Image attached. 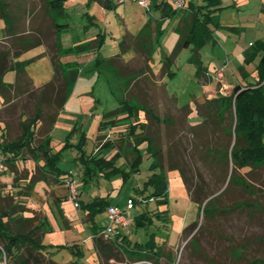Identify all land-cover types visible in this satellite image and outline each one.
I'll list each match as a JSON object with an SVG mask.
<instances>
[{
  "label": "rangeland",
  "instance_id": "374dc122",
  "mask_svg": "<svg viewBox=\"0 0 264 264\" xmlns=\"http://www.w3.org/2000/svg\"><path fill=\"white\" fill-rule=\"evenodd\" d=\"M192 1L194 3L202 2V0ZM225 1L231 3L230 0ZM263 1H241L240 9L241 13H244L240 16L241 22L234 14V10L225 9L223 15L225 20L234 21V26L245 28L242 29L241 36L239 35L240 30L225 31L216 24V21L210 23L211 29L215 30L214 34L210 32L209 36H206V30L201 29L206 37L203 46L198 50L199 57L204 67L210 71L209 75L211 76L200 78L197 74L198 65L192 60L197 54L193 42L189 46L183 47L176 56L173 55L180 39V32L175 28L176 20L162 23L163 35L153 44V60L151 62L153 67L161 68V70L157 69L156 74L147 65L148 56H137L135 47L123 51V58L128 64L122 63L121 60L117 61L121 75L110 66L96 67L95 63L88 64L90 56L93 54L89 52L91 47L79 49L81 47L75 48V45L86 43L101 32L105 34L106 41L108 40L106 44L103 42L105 46L100 51L102 57L117 53L121 49L119 43L123 39L126 27L133 31L142 27L139 20L134 17L135 14L138 12L137 16L144 18L147 11L139 7L134 0H126L111 11L105 10L99 4L100 11L104 10L106 13L105 15L100 14L99 20L92 23L88 17L90 1L66 0L65 15L61 16L60 21L68 23L69 28L63 31L62 45L65 50H71L63 54L62 61L70 60L75 63L79 76L83 69L81 80L75 82L71 89L74 100L70 103L69 109L81 112L80 118L85 120L89 117L88 122L91 121L86 128L88 138L85 147L89 151L88 153L93 151L94 145L99 139L105 137L106 140H112L116 145H119L121 152H124L127 158H132V154L127 151V146L130 143L127 138L129 131L127 126H129V122H135L134 118H126L114 126L111 124L108 128L99 126L100 121L103 120L102 113L120 106V101L123 98L129 99L133 103L142 102L151 110L150 113L153 116H158L156 119H154L155 117L151 118L146 114L147 109H143L140 112L139 120L146 122L147 127L144 131L162 148L163 167L168 184V201L157 204L155 199L149 202L145 197L144 202L139 201L142 196L145 194L148 196L152 192L151 186L145 183L149 175L155 169L157 172L161 171L159 167L151 168L155 156L150 155L148 142L144 140L138 144L142 154L138 173L125 176L122 170H117L111 173L110 178L101 174L100 177L103 178L101 189L98 178L87 184L80 181V197L81 201L83 200L81 208L74 206L73 202L68 199V194L66 195L67 200H62L59 204L56 203L55 196L65 193V189L61 185H56L54 181L37 182L31 195L27 196L25 185L28 180L23 177L28 175L30 178L33 174L39 176L42 173L43 162L38 161V163L30 160L31 154L23 153L26 158L18 161L15 175L9 165L4 173H0V216L12 204H24L27 208L26 211L20 212L17 209L13 213V217L24 214L25 216H35L37 223L43 220L45 226L43 243L53 245L51 248L57 249V254L54 255L60 264H95L97 255L91 239L93 235L90 236L91 223L88 221L89 214L83 203L91 202L97 195H100L105 196L112 205L125 207L129 201L135 199L136 204L133 212L137 215L142 210L158 212L154 215V221L148 226L135 224L132 229H128L133 245L136 242L145 243L149 239L155 242L154 247L159 253L151 255L153 264H249L250 260L254 258L264 259V167L235 170L238 178L244 179L253 186L252 192L240 183L229 181L233 167L226 159L225 154L233 140L232 136L228 134L231 128L230 117L227 115L223 124H219L217 117L209 116L211 109L206 103L209 98H215L217 94H230L232 91L233 87H226L223 82L217 80H215L217 82H213L218 70L224 71L225 80L228 83L233 81L230 80V77H233L232 70H235L236 75L241 76L240 70L237 69L240 62L238 51L240 46L248 43V39H252L250 38L252 35H256V30L250 29L252 22L249 23L247 19L253 21L252 19L255 17L257 24L254 23V26L264 23V15L259 16L260 12L264 13L260 10ZM243 3H247V6H244ZM124 11H127L128 14L125 22L122 18ZM252 11L256 12L255 16L251 14ZM4 25L5 21L0 19V37L3 36ZM228 35H231L233 40H238L240 46H237L236 50L234 41L230 39L225 41ZM260 35L262 36L263 33L261 32ZM248 47L247 45L246 48ZM41 51H43L42 45H38L22 56L28 61L37 80L45 77L44 75L47 73V65L42 61V56L38 55ZM140 69L142 72H148L147 82L144 79H139L128 84L130 77L127 76L132 73L138 74ZM97 73L106 82L96 81ZM8 76H10V81L5 80V82L15 81L14 70H8L5 78ZM91 76H94L95 79ZM40 81H37L39 85L42 83ZM235 81H237L236 78ZM127 84L128 89L124 93ZM166 97H170L175 103L170 100L166 101ZM38 98L39 89L32 88L30 96H23L19 102L15 103V106H8L0 111V117L3 116L4 120L10 122L9 139H15L21 133L19 118H26L34 114ZM93 103L94 110H88L91 109ZM89 104H92L91 107ZM1 105L2 98L0 96V107ZM44 107L46 112L55 109V106L50 103ZM22 111H24L23 114H21ZM91 112L93 116H90ZM12 114L14 116L11 121L9 116ZM120 115L109 116L105 120L121 119L125 116L122 113ZM69 116L72 114L64 112L62 115V117ZM71 125H75V120L62 119L58 129L54 132V138L57 140L61 133L65 135L67 129L72 127ZM3 126L4 124L0 121V134ZM42 130L41 127L38 128L36 142L41 140ZM141 130V128L138 129V131ZM72 142L78 144L79 140H72ZM101 149L102 147L99 150ZM104 154L109 159L114 158L117 167L124 168L126 172L130 170V167L125 164V155H121L117 147L106 150ZM76 155V149L74 151L65 150L61 167L69 169L83 166V161L80 159L76 164L77 161L74 159ZM172 167L183 169L187 185L180 169H170ZM16 177H20V179L17 181ZM106 186L107 188H105ZM215 196L217 199L209 203L204 211L209 199H214ZM240 202L244 205L233 208L236 203ZM142 205L144 206L142 207ZM16 211L18 212L16 213ZM47 213L49 214L45 219ZM9 222L15 228V223L12 220ZM95 222L99 226L106 225V209L98 210L95 213ZM31 224L29 223V225ZM76 242L83 253L80 257L71 251L72 248L78 247L74 244ZM57 244L61 245L59 249ZM45 253L48 254V251ZM75 259L80 261L73 262ZM133 263L150 264L148 262L139 263V261H128L123 264ZM0 264H5L2 251H0ZM7 264L17 263L9 260ZM109 264L122 263L112 261Z\"/></svg>",
  "mask_w": 264,
  "mask_h": 264
},
{
  "label": "trees",
  "instance_id": "16d2710c",
  "mask_svg": "<svg viewBox=\"0 0 264 264\" xmlns=\"http://www.w3.org/2000/svg\"><path fill=\"white\" fill-rule=\"evenodd\" d=\"M65 1L66 0H0V18L4 19L6 24L5 40L4 42H0V95L4 98V103L8 104L6 107L15 106V103L19 102L21 97L30 96L32 88L39 89V98L36 101L34 114L26 118H19L21 133L15 139L8 138V129L11 128L10 122L4 120L3 116L0 117V121L5 122L0 134V146L7 157L6 167L7 165L15 167V160L21 158V156L23 157V153L25 154V152H29L31 157L37 162L44 160V164L41 166L42 173L39 176L33 174L30 178L28 175L23 177V179L28 180L25 185V194L27 196L31 195L37 182L47 179V174H53L59 179L62 174L67 173L62 169L60 163L62 162L63 152L73 146L68 139L60 150L53 152V138L51 135V131L57 121L59 113L71 94V89L78 77L77 65L69 62L64 63L60 59L66 51L71 50L64 49L60 38V33L69 27L68 23L58 19L60 16L65 15ZM202 1L203 4H196L191 0H187V10H189L187 12H191L192 21L187 25V32H183L179 29L181 31L180 39L173 51V55L176 56L183 47L189 46L193 42L197 54L192 60L198 65L197 74L200 78L206 77L207 74L206 68L199 57L198 50L203 46L202 44L204 43L205 37L209 36L211 32L209 24L216 21V24L218 26L220 25L219 22L215 20L217 17L213 13L223 8L221 0ZM176 10L178 11V9ZM172 11L173 9L170 8V12L173 14L175 11ZM40 14L49 15L52 25L50 26L52 30L51 33L47 31V28H44L42 23H39ZM29 19L31 23L28 25L27 20ZM202 28L206 30V36L201 31ZM161 35L162 30L159 31V37ZM43 42L49 47L54 75L49 82L45 83L42 87L36 88L31 81L23 82V80L27 78L26 66L28 61L19 60V58L25 51ZM128 47L129 39L125 37L120 42L121 51L128 49ZM119 56L118 54L117 56L109 58L97 57L96 66H110L111 69L121 75L120 68L117 64ZM150 57H152V55ZM257 57H259V61L256 65L258 78L254 83H248L246 85L237 83L232 88L230 94H218L215 98H211L206 102L211 109L209 116L217 117V122L219 124H223L222 122L227 115L230 117L231 128L228 134L232 136L233 140L225 154L226 159H228L233 167L229 181L240 183L250 192H252L253 186L244 179L238 178L235 174V170L264 167L263 40H256L251 44L245 54V62L248 64L252 63ZM10 69L16 71L17 79L14 83H7L4 81V76ZM137 73L138 74L132 73L127 76L128 78L130 77L129 82H127L128 84L138 77L140 71ZM170 73L169 71V74ZM128 84L125 86L127 88L123 91L124 93L128 89ZM170 101L175 103L172 99H170ZM120 102V106L115 111L107 114L106 117L119 115L121 113L125 114V116L121 119L113 118L108 121L105 120L101 123L100 128H105L107 125L111 124L114 126L117 122L125 120L126 118H134L135 122L131 121L129 122V126H127L129 130L127 138L133 142L135 147V158L129 165L130 170L126 172L124 168L121 169L117 167L114 158L109 159L99 154H86V151L82 149L86 144V136H84L81 142L77 144V146L82 149V154L79 159L83 161L84 166L83 182L87 184L93 177L98 178L101 174L110 178L112 175L111 173L117 170H122L125 176H129L131 173H138L140 160L142 158L138 144L145 140L148 142L150 155L155 156L151 168L159 167L161 171L157 172L155 169L145 181V183L152 188L150 195L146 196L145 191H143V189L142 191L147 200L155 199L157 204L166 203L168 201V184L165 169L163 167L162 148L156 144L155 140L147 134L146 131H144L147 127L146 122H141L139 120L140 112L143 109H147L146 114L151 118L155 117L154 119H156L158 116H153V114L150 113L151 110L142 102L133 103L131 100L124 98ZM49 103L54 105L55 109L54 111L46 112L44 106ZM13 116L14 114L9 116L11 121ZM39 127L43 129V136L39 142H36V133ZM139 128L142 130L138 131ZM72 133L73 132L69 134V137ZM109 144L110 142L106 145ZM173 168H179L183 176L182 168L172 167L170 169ZM5 170L0 171V173H3ZM14 170L17 171V169ZM19 179L20 177L15 178L17 181ZM183 180L187 185L184 176ZM215 199H217V196H215L214 199H209L204 211L207 205L214 202L213 200ZM83 205L86 210L91 212L94 218L98 210H107L112 204L104 196L96 197L91 202L83 203ZM243 205L242 202L236 203L233 208ZM81 207L82 201L80 197V208ZM17 209L22 212L26 211L27 208L24 204H12L3 211L0 216V246L6 254L7 263L10 260L17 264H60L51 254L45 253L46 251H50L51 246L43 243L45 234L43 220L37 223L36 218H34L35 216H25L24 214L13 217V213H15ZM17 212L18 211H16V213ZM155 214H158V212L145 211L138 215L136 214L132 225L144 224L148 226L154 221ZM9 220L15 223V228L10 225ZM29 223L32 224L29 225ZM99 230L98 226L94 228L93 238L96 246L106 258H113L119 261L114 241H108L98 236ZM122 241L131 248V251L125 250L124 253L132 258L138 253V255L135 256L138 260L151 261V255L159 253V251L155 249V242L152 241V239L147 240L145 243L136 242L133 246H131L130 240H127V236H124ZM73 251L77 257L83 254L80 249ZM75 262L78 263V260ZM249 264H264V259L254 258L250 260Z\"/></svg>",
  "mask_w": 264,
  "mask_h": 264
},
{
  "label": "crops",
  "instance_id": "0c3cea01",
  "mask_svg": "<svg viewBox=\"0 0 264 264\" xmlns=\"http://www.w3.org/2000/svg\"><path fill=\"white\" fill-rule=\"evenodd\" d=\"M88 1H90V3H91L90 4V13H88V17L92 20V23H96L97 22L96 20H99V16H101L100 14H102V15L104 14L105 15V13H106L104 10L102 12L100 11V9L98 7L99 4L105 10H110L111 11V10H115V7L118 4L123 3V2H120L119 0H103V1L102 0H88ZM241 1L247 2V0H230L231 3H229V1L227 3V1L221 0V3H222L223 8L220 9V10H218V11H215L213 13L214 15H216L217 19H215V20H217L219 22V24H220L219 27L221 29L223 28L225 31H229V32H230V30H238V31L240 30L241 32L239 33V35L242 33V29L243 30L245 29V28L240 27V26H234V24H235L234 21H227V19L225 20L223 18L225 9H227V8L229 9L230 8L231 10H234L235 11V13L234 12L233 13L236 15V17H238L237 19L239 20V22H241L242 20H241V17L240 16L242 14H244V13H241V9H240V7H241V3L240 2ZM149 2H150V10L146 12L147 14L144 15V18L141 17V16H137L138 12L134 16L142 24V27L140 29L138 28L137 31H133L129 27H126V30L124 31L125 33H124L123 39L125 37H128V39H129V47H128V49L135 47L134 49L137 52L136 53L137 56H139V57L141 55L143 57L146 56V55L148 56L149 60L147 61V65H149L151 71L156 74L157 73V69L158 70H161V68H159V67H153L152 62H151L153 60V56L152 57H150V56L153 55V46H154L153 44H155V42H157L158 40H160L161 39V36L163 35V28L161 27L162 23L164 21H168V20H171V21L176 20L177 22H176V27L175 28L179 32H181L179 29H181L183 32H187L188 31V26L187 25L189 23H191V21H192V16H191L192 14H191V12L190 13L187 12V11H189L187 9L186 10H178L177 11L176 8L170 2H168L167 0H149ZM196 4H203V1L201 3H196ZM243 4H244V6H247V3H243ZM139 7H141V6L139 5ZM170 8L173 9V11H175V12L172 11L173 14L170 12ZM260 10L261 11H264V1L261 3V9ZM251 14L253 16H255L256 12L255 11H252ZM263 15H264L263 12H260L259 13V16L260 17H262ZM122 16H123L122 18H123V20L125 22V18H127V16H128L127 11H124V13L122 14ZM60 18H61V16L58 19H60ZM0 19H2V18H0ZM252 20L253 21H250L249 18L247 19V21L249 23L252 22L251 23V26H250V29L251 28L252 29H255L256 30V32H255L256 35H252L250 37L252 39H248L249 41H248V43L246 45L243 44L242 45L243 47L240 46L239 43H238V40H233V38H232L231 35H228L227 36L228 38L225 40L226 42L229 39L232 40V41H234V43H235L234 44L235 45L234 46V49L235 50L237 49V46H240V49L238 51L239 52L238 57L240 58V62H239V65H238L237 69L240 70L241 76L240 75L239 76L236 75L235 70H232L233 71L232 72L233 77H230V80H233L232 81L233 83L238 82L240 84L246 85L248 83H254L257 80V78H258V74H257V70H256V65H257V63L259 61V57H257L254 62L248 64V63L245 62V54H246L247 50L249 49V47L251 46V44L254 41H256V40H263L264 41V23L262 22V23H260L261 25L254 26L255 24H257L256 23L257 19H255V17H253ZM38 21H39V23H42L43 24L44 28H47V31H49V33L52 32L51 27H50V26H52L51 25V19H50L49 15L40 14ZM30 23H31V20L30 19L27 20V24L29 25ZM5 26H6V24L3 27V36L0 37V42H4V40H5ZM209 28L211 30V33L214 34L215 33V30L213 31V29H211L210 24H209ZM262 29H263V31H262ZM65 30H63V31H65ZM161 30H162V35L159 37V31H161ZM63 31L61 32L62 34L60 33L61 34L60 35L61 42H62ZM261 32L263 33L262 36L260 35ZM104 36H105V34H102L100 32L96 37H93L88 42L83 43V44H80V45L78 44V45H75L74 46L75 48H77V47L80 46L81 47L80 49H83V48H85L87 46H90L91 47V49L89 48V50H90L89 52H91L93 54H91L90 59L88 61V64H91V63L94 64L95 63V65H96V59H97V57H102L100 51L102 49H104V47H103V46H105L104 44H106L108 42V40L106 41V39H105ZM216 40L217 39H215V41ZM101 42H105V43L103 44ZM245 42H247V41H245ZM100 43H101V46L99 47ZM40 45H42V50L43 51H41L38 55L39 56H42V61H44V63L47 65V69H46L47 73L44 75L45 77H43L42 79H38L37 80L36 79L37 76L34 73H32V70H31L32 68H30L29 65H28V63H27V66H26V72H27V78H26V80L27 81L26 80H23V82H30V81L33 82V84H34V86L36 88L42 87L45 83L49 82L53 78V75H54V69H53V65H52L51 57H50V53H49V47H48V45L45 42L41 43ZM247 45L249 46L248 48H246ZM119 47H120V43H119ZM27 51H25V52H27ZM23 54L21 55V57L19 58V60H25V59L22 58ZM118 54L120 55L118 59L121 60L122 63L128 64V62H126L124 60V58H123V54L124 53H123V51H121V49L117 53H114V54L109 55V56H106V57L103 56V57L104 58H109V57L117 56ZM62 56L60 58L61 61H62ZM25 61H27V60H25ZM62 62H64V61H62ZM66 62L67 63L68 62L69 63H73L70 60L69 61H66ZM66 62H64V63H66ZM73 64H75V63H73ZM77 64H79V61H77ZM224 65H227V64H224ZM96 67H99V66H96ZM12 70H14V69H12ZM81 70L83 72V69H81ZM81 70H80V72H81ZM138 71H140V74L141 75L139 74L138 77L133 82H136L139 79H144L145 82H147V80H148L147 79L148 72L147 71L142 72L141 69L138 70ZM14 72H15V81L14 82H16L17 75H16V71L15 70H14ZM82 72L80 73V76L78 74V77H77L76 82H79L81 80V77H82L81 74H82ZM209 72L210 71H208V69H206V74H207V76L210 77L211 75H209ZM219 72H221L222 77H219L218 76ZM122 76H125V75H122ZM91 77H93V79H95L94 76H91ZM95 77H96V81L106 82L104 80V78H102L101 75L98 76V73H97V75H95ZM242 77H243V79H242ZM9 78H10V76H8L6 78L4 76V81L5 80L10 81ZM235 78H236L237 81H235ZM225 79H226V76L224 74V71L222 69H220V70H218L216 72V76H215L213 82H217V81L223 82L224 86H226V87H229V86L230 87H234V85L237 84V83H235L233 85L232 82L231 83H228ZM39 80H41L40 82H42L40 85L37 83V81H39ZM151 80L154 81V79H151ZM215 80H217V81H215ZM14 82H12V83H14ZM156 82H160V81H156ZM71 93H72V91H71ZM1 98H2V105L0 107V111L8 105V104H5L4 103V98L2 96H1ZM208 98H209V96H208ZM165 99H166V101H169L171 98L170 97H166ZM203 99H202V101H203ZM209 99H211V98H209ZM73 100H74V94H70L69 97H68V99H67V101H66V103H65V105H64V107L60 111L59 116L57 118V121L55 122L54 127H53V129L51 131V135H52V138H53V141H52L53 152H56V151L60 150L63 147V145L65 144L66 140L69 139V142L73 146H71L68 149H71L73 151H74V149L77 150V155L74 157V159L77 161L76 164L79 163L78 161H79L80 155L82 154V149H84V151H86V154H92V155L99 154L101 156H104V157L109 158L107 155L104 154L105 151L106 150H111L112 147H117L119 149L120 154L121 155H125V157H126V154L124 152H121V150L119 148V145H116L114 142H112V140H106L105 137H104V139H99L95 143L94 149H93V151L91 153H88L89 151L86 149L85 145L83 146L82 149H80L77 146L76 142L75 143L72 142V140L73 141H75V140L78 141L79 140L78 143H80L81 140H82V138L84 136H86V139L88 138V131H86V128H87V126H89V124L91 122V121L88 122L89 117L87 119H85V120L82 119V118H80V116H81L80 114H82L81 112H79V111L78 112L77 111H71L69 109V105H70V103L73 102ZM95 100L98 101L97 98H95ZM95 100H93L94 103H96ZM90 103H92L91 100H90ZM94 103H93V105L91 104L92 107L89 104V106L91 107V109H88V110H94V107H95ZM118 107L119 106H116L112 110H109L108 112L102 113L103 120L100 121V125L107 118L106 115L109 114V113H111V112H113V111H115ZM81 108H82V106H81ZM64 112L65 113H68V114H72V116L62 117V115H63ZM21 113H23V111ZM89 114H90V116H93V115H91V114H93L92 112L89 113ZM62 119L68 120V121H71V120L74 121L75 120V125H73V126L71 125L72 127L70 129H67V133L65 135H64V133L63 134L61 133L58 136L59 138L56 140L53 135H54V132L58 129L59 123L62 121ZM2 123L4 124L5 122L3 121ZM109 126H111V125H107L105 128H108ZM71 132H73L72 135H70L72 137H69V134ZM74 132H75V134H74ZM108 142H110V144L109 145H106V144H108ZM129 142L130 143L127 146V151L130 154H132V158L131 157L130 158H127L126 157V163L125 164H127V166H129L132 163L133 159L135 158V152H134L135 151V147H134V144H133L132 141H130V139H129ZM101 147H102V149L99 150ZM25 158H26V156H23V157L21 156V158L15 160V167H11L14 175H15V172H16L14 169H17L20 160H24ZM30 158H31L30 160L36 161L31 156H30ZM63 158L64 157L62 156V161H63ZM128 159H130V160H128ZM40 161L43 162L42 163V165H43L44 164V160H40ZM60 166H61V163H60ZM62 169L65 170L67 173L62 174L59 179L55 175L49 173V174H47V179L46 180H41L42 182H45V183H48L49 181H54V183H56V185H61L65 189V193L62 192L63 194H57L55 196V201L58 204L61 203L62 200H67L66 195L68 194V191H67L66 187L62 183V178L64 176H66L67 174H69L70 172H77L79 174V183H78V185H80V181L81 180L83 181V177H84V166H81L79 168L78 167H75V168H69V169H64V168H62ZM4 172L5 171H3V173ZM99 177H98V183L100 184V186H101L100 189H101L102 188V185H103L102 184L103 178H101V177L99 178ZM95 179H97V177H93L91 179V181L94 182ZM90 182H88V183H90ZM105 188H107V186ZM97 197H102V196L97 195ZM142 197H145V196H142ZM151 200L152 199H150L149 202ZM82 202H83V200H82ZM143 206L144 205H142V207ZM146 211H148V210H146ZM87 212L89 214L88 221H89V223H91V225H90V236H91V235L94 234V228L95 227L98 226V229H100L103 226L102 225H100V226L97 225V223L95 222V217L93 218L92 215H91V212H89L88 210H87ZM142 212H145V211L142 210L140 213H142ZM48 214L49 213H47V216L45 217V219H47ZM134 215H136L135 212H134ZM132 227H133V225L130 226L131 229H132ZM130 228H128V229H130ZM128 231H130V230H125L120 238H118L116 240H113L114 243H115L114 246L116 248V252L118 253V259H119V261H116L113 258H111V259L110 258H106L104 256V254L101 252V250H99L98 247L96 246L95 241H94V238L91 237V239L93 241V245H94L95 251H96V255H97L96 256V260H95V264H109L112 261H115L117 263H122V264L124 262H128V261L129 262H131V261H145V260H138L135 257V256L138 255V253L133 258L124 253L125 250L131 251V248H129L128 245L125 242L122 241V239L124 238V236H127V240H130L131 246H133V243H132V241H131V239L129 237V234H128L129 232ZM44 236H45V234H44ZM74 244L76 246L78 245L77 242L74 243ZM46 245H48V244H46ZM51 246H53V245H51ZM56 246L59 249V247L61 245L60 244H57ZM79 249H81V248L78 245V247H76L74 249L72 248L71 251L73 253H75L73 250H79ZM48 254H51L52 257L57 261L56 256L54 255V254H57V249L50 248V251H48ZM77 260L80 261L79 259H75L73 262H75ZM146 261H149V260H146Z\"/></svg>",
  "mask_w": 264,
  "mask_h": 264
},
{
  "label": "built area",
  "instance_id": "2783aa9c",
  "mask_svg": "<svg viewBox=\"0 0 264 264\" xmlns=\"http://www.w3.org/2000/svg\"><path fill=\"white\" fill-rule=\"evenodd\" d=\"M124 2L125 0H119ZM146 11L150 10L149 0H134ZM178 10L187 9V0H167ZM219 77H222L221 72L218 74ZM6 155L3 149L0 146V171L5 170L6 168ZM62 183L68 191V199L73 202L76 208H80V189H79V174L77 172H70L62 178ZM140 202H144L145 199L141 197ZM135 201H129L125 207L119 205H110L107 209V223L105 226L100 228L98 236H101L107 240H116L118 237H121L125 230H128L134 221V210ZM0 249L4 256V262L7 264L6 254L3 248L0 246ZM150 261H139V263ZM138 263V262H137ZM134 264V263H133Z\"/></svg>",
  "mask_w": 264,
  "mask_h": 264
}]
</instances>
